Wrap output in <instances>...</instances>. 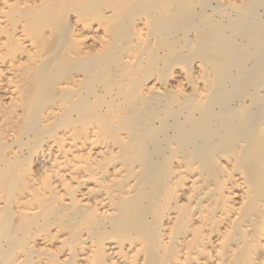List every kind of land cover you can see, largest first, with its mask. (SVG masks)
Returning <instances> with one entry per match:
<instances>
[{"label":"bare ground","instance_id":"6f19581e","mask_svg":"<svg viewBox=\"0 0 264 264\" xmlns=\"http://www.w3.org/2000/svg\"><path fill=\"white\" fill-rule=\"evenodd\" d=\"M0 264H264V0H0Z\"/></svg>","mask_w":264,"mask_h":264},{"label":"rangeland","instance_id":"374dc122","mask_svg":"<svg viewBox=\"0 0 264 264\" xmlns=\"http://www.w3.org/2000/svg\"><path fill=\"white\" fill-rule=\"evenodd\" d=\"M5 13L3 15H6V8L4 9ZM211 16V15H210ZM1 36L4 37L6 36V27H4V29L1 32ZM171 38H173L172 40L175 41L176 37L173 35ZM177 53H180L179 51H177ZM170 67H167L166 70H164L165 68H163L161 65L158 67H156V72L157 74H160L162 79L164 78V80L166 81V83L171 84L172 86H175L174 81L172 79V76L177 72V70L181 69V64L180 62H176L175 64H172ZM101 84V83H100ZM99 83H97V85H95L96 88H98L100 86ZM170 85V86H171ZM171 90V87L170 89ZM100 90H97L96 92L100 94L99 92ZM53 98V97H51ZM93 99V98H90ZM103 107V106H102ZM100 107V109L102 108ZM99 109V113L104 112L103 108L101 111ZM74 118H76V116H73ZM84 122H91V119H88L87 117H85L84 119H80L76 121V124H74L77 128V130L81 129L80 124ZM30 125V124H29ZM22 126V127H21ZM16 132V139L13 142V144L11 145V151L15 152L17 149H21V150H17L15 152V154H19L16 158L17 160V165L14 168V172H13V178H12V182L9 183L6 186V213L9 215L8 217L10 218L11 221H13L16 217L14 214V210L12 209V205L13 202H16L17 200L20 199V196H23L24 192H26L29 187H30V182L32 179H37V180H43L45 179L44 177V173L46 171V169L43 166L42 162H39V160L37 159V155H31L28 153V149L26 148L27 143L31 144L32 140L34 139V136L36 135V133L38 132V127H30L28 126V124H24L21 125ZM18 134H20L18 136ZM19 137V139H18ZM17 140L19 141V148L17 147V144L15 142H17ZM25 143V146H24ZM13 149V150H12ZM10 150L9 148L7 149V151ZM6 151V152H7ZM8 157L10 156V154L7 155ZM13 157V158H12ZM15 159L14 155H11L9 160H13ZM12 171V170H11ZM18 238V237H16Z\"/></svg>","mask_w":264,"mask_h":264}]
</instances>
